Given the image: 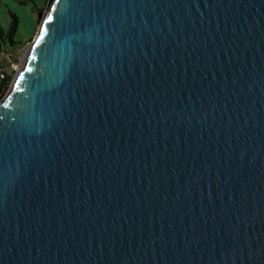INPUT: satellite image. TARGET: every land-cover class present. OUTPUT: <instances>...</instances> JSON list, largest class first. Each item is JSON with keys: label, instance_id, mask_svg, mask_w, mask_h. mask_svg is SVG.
Masks as SVG:
<instances>
[{"label": "water", "instance_id": "obj_1", "mask_svg": "<svg viewBox=\"0 0 264 264\" xmlns=\"http://www.w3.org/2000/svg\"><path fill=\"white\" fill-rule=\"evenodd\" d=\"M0 264H264V0H50L0 98Z\"/></svg>", "mask_w": 264, "mask_h": 264}, {"label": "rangeland", "instance_id": "obj_2", "mask_svg": "<svg viewBox=\"0 0 264 264\" xmlns=\"http://www.w3.org/2000/svg\"><path fill=\"white\" fill-rule=\"evenodd\" d=\"M50 0H0V27L7 28L10 13L16 17V29L13 38L21 43L9 46L3 44L6 52H0V65L11 76L19 66L20 57L35 33L39 23L36 7L42 5L44 14ZM43 3V4H42ZM17 45V46H16Z\"/></svg>", "mask_w": 264, "mask_h": 264}, {"label": "trees", "instance_id": "obj_3", "mask_svg": "<svg viewBox=\"0 0 264 264\" xmlns=\"http://www.w3.org/2000/svg\"><path fill=\"white\" fill-rule=\"evenodd\" d=\"M36 9H37V13H38L37 19L39 21L40 18L42 17L43 6L40 5V6L36 7ZM16 23H17V21H16L15 15L13 13H10V19L8 20L6 30L3 31L2 28L0 27V52H2V53L6 52L5 49H3L4 43H6L9 46H13L15 44L19 45L21 43L20 41H17L13 38V34L15 32V29H16ZM0 73L3 74L2 76H0V98H1L3 96L5 90L7 89L8 85L11 81L12 76H11V74L7 73L4 68H1V65H0Z\"/></svg>", "mask_w": 264, "mask_h": 264}, {"label": "snow or ice", "instance_id": "obj_4", "mask_svg": "<svg viewBox=\"0 0 264 264\" xmlns=\"http://www.w3.org/2000/svg\"><path fill=\"white\" fill-rule=\"evenodd\" d=\"M47 19H48V21H51V20H52V15H51V13H49ZM44 31H45V29H44V28H41V38H43ZM38 42H39V41H37V43H38ZM26 70H28V69H26ZM22 76H23V74H21V78H22ZM19 83H20V81H19V79H18V80H17V85H19ZM14 90H15V89H14ZM9 99H11V98H9ZM8 106H9L8 103H5V104H4V107H8Z\"/></svg>", "mask_w": 264, "mask_h": 264}, {"label": "built area", "instance_id": "obj_5", "mask_svg": "<svg viewBox=\"0 0 264 264\" xmlns=\"http://www.w3.org/2000/svg\"><path fill=\"white\" fill-rule=\"evenodd\" d=\"M3 74L2 73H0V76H2Z\"/></svg>", "mask_w": 264, "mask_h": 264}]
</instances>
